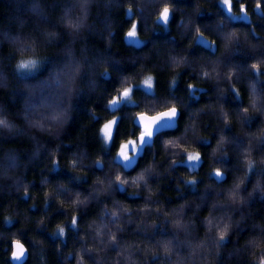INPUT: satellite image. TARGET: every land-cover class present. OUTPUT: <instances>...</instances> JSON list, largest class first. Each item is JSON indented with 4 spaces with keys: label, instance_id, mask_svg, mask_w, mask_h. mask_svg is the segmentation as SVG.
Segmentation results:
<instances>
[{
    "label": "clouds",
    "instance_id": "1",
    "mask_svg": "<svg viewBox=\"0 0 264 264\" xmlns=\"http://www.w3.org/2000/svg\"><path fill=\"white\" fill-rule=\"evenodd\" d=\"M0 264H264V0H0Z\"/></svg>",
    "mask_w": 264,
    "mask_h": 264
},
{
    "label": "trees",
    "instance_id": "2",
    "mask_svg": "<svg viewBox=\"0 0 264 264\" xmlns=\"http://www.w3.org/2000/svg\"><path fill=\"white\" fill-rule=\"evenodd\" d=\"M185 2H187V0H185ZM203 19H205V20H212L213 19V17H211V16H205ZM83 103V102H82ZM65 175H67V173H63V172H61V173H59V174H57V175H55V176H53L52 178L53 179H56V178H65Z\"/></svg>",
    "mask_w": 264,
    "mask_h": 264
}]
</instances>
